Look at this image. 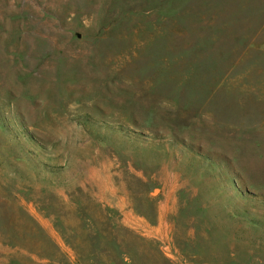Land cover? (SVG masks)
<instances>
[{
  "label": "rangeland",
  "instance_id": "rangeland-1",
  "mask_svg": "<svg viewBox=\"0 0 264 264\" xmlns=\"http://www.w3.org/2000/svg\"><path fill=\"white\" fill-rule=\"evenodd\" d=\"M0 264H264V0H0Z\"/></svg>",
  "mask_w": 264,
  "mask_h": 264
},
{
  "label": "bare ground",
  "instance_id": "bare-ground-1",
  "mask_svg": "<svg viewBox=\"0 0 264 264\" xmlns=\"http://www.w3.org/2000/svg\"><path fill=\"white\" fill-rule=\"evenodd\" d=\"M94 174V173H93ZM99 191V190H98Z\"/></svg>",
  "mask_w": 264,
  "mask_h": 264
}]
</instances>
